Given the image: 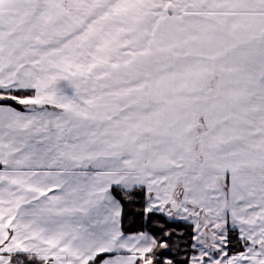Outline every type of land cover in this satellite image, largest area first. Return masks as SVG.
<instances>
[{
  "label": "snow or ice",
  "instance_id": "1",
  "mask_svg": "<svg viewBox=\"0 0 264 264\" xmlns=\"http://www.w3.org/2000/svg\"><path fill=\"white\" fill-rule=\"evenodd\" d=\"M0 264H264V0H0Z\"/></svg>",
  "mask_w": 264,
  "mask_h": 264
}]
</instances>
